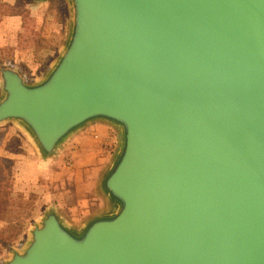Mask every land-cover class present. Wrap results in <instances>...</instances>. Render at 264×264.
I'll return each instance as SVG.
<instances>
[{"label":"water","instance_id":"water-1","mask_svg":"<svg viewBox=\"0 0 264 264\" xmlns=\"http://www.w3.org/2000/svg\"><path fill=\"white\" fill-rule=\"evenodd\" d=\"M65 1L48 71L0 67V126L44 162L113 127L110 209L76 229L49 208L5 264H264V0Z\"/></svg>","mask_w":264,"mask_h":264},{"label":"rangeland","instance_id":"rangeland-1","mask_svg":"<svg viewBox=\"0 0 264 264\" xmlns=\"http://www.w3.org/2000/svg\"><path fill=\"white\" fill-rule=\"evenodd\" d=\"M29 1L0 0V22L13 12H30ZM50 6L56 12L62 6L67 12L65 0H52ZM23 30L13 47L6 45V36L0 38V67L9 60L14 62L12 57L19 64H33L40 60V54L44 52L38 49L46 43L42 40L44 35L48 36L49 20L30 17L26 13ZM113 136L118 138L115 129ZM42 162L20 128L10 123L0 126V179L3 181L0 192H8L5 196L0 194V264H5L12 250H19L26 244L31 228L51 206H59L56 201L59 193H71L78 187L75 180L77 169L70 162H62V166H48ZM111 162L107 163L101 177L96 178L98 190Z\"/></svg>","mask_w":264,"mask_h":264},{"label":"crops","instance_id":"crops-1","mask_svg":"<svg viewBox=\"0 0 264 264\" xmlns=\"http://www.w3.org/2000/svg\"><path fill=\"white\" fill-rule=\"evenodd\" d=\"M31 1V0H30ZM30 12H13L0 22V38L6 36V45H17L19 36L23 34L25 15L37 19L49 20L48 36L44 35L43 46L39 47L41 58L36 63L19 64L12 60L15 66L29 79L43 76L58 56L68 31V12L62 6L59 12L50 6V0L43 5H31ZM11 42V44H9ZM43 55V56H42ZM16 56V55H15ZM40 57V56H39ZM11 63V60L8 61ZM7 63V64H8ZM5 64V63H4ZM113 127L103 122L89 124L73 134L60 148L59 152L49 162V165H61L67 161L76 170V185L70 193H59V202L55 210L60 217L74 228H81L93 217L109 211L110 205L101 191L96 187V178L101 177L109 161H112L118 150V138L113 136ZM79 159V162H78ZM78 162V163H77ZM91 165V167H89ZM77 189V190H76Z\"/></svg>","mask_w":264,"mask_h":264},{"label":"trees","instance_id":"trees-1","mask_svg":"<svg viewBox=\"0 0 264 264\" xmlns=\"http://www.w3.org/2000/svg\"><path fill=\"white\" fill-rule=\"evenodd\" d=\"M30 4H31V5H35L32 1H30ZM6 168H7V167H6ZM0 178H1V177H0ZM2 183H3V181L0 179V189H1V187H2V186H1ZM9 187H10V186H9ZM0 194H1L2 196H5V195L8 194V192H7V191H4V192L1 191Z\"/></svg>","mask_w":264,"mask_h":264}]
</instances>
